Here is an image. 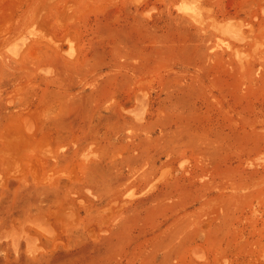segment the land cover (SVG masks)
I'll use <instances>...</instances> for the list:
<instances>
[{
	"label": "rangeland",
	"instance_id": "rangeland-1",
	"mask_svg": "<svg viewBox=\"0 0 264 264\" xmlns=\"http://www.w3.org/2000/svg\"><path fill=\"white\" fill-rule=\"evenodd\" d=\"M0 264H264V0H0Z\"/></svg>",
	"mask_w": 264,
	"mask_h": 264
}]
</instances>
